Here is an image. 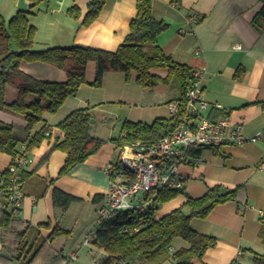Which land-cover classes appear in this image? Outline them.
Returning a JSON list of instances; mask_svg holds the SVG:
<instances>
[{
  "label": "crops",
  "instance_id": "crops-1",
  "mask_svg": "<svg viewBox=\"0 0 264 264\" xmlns=\"http://www.w3.org/2000/svg\"><path fill=\"white\" fill-rule=\"evenodd\" d=\"M89 1L49 0L33 9L29 20L37 28L35 48L82 44L116 50L128 34L130 22L137 13V0H106L97 19L86 26L83 21ZM262 3L263 0L153 2L154 16L170 23L169 29L159 35L162 49L193 68L207 66L209 73L204 80V95L209 102H220L225 107L221 110L212 108L207 113L218 114L217 117L228 115L233 122H241L247 137L258 132L264 134V111L255 104L257 100H264V34L252 23ZM74 6L81 10L78 17L69 13ZM18 10V0H0V11L6 18ZM182 27L186 29L184 33L179 31ZM197 50L199 54H196ZM21 68L39 79L56 82L67 80L66 70L43 61H23ZM152 72L162 77L168 74L167 69H154ZM239 72L240 77L237 76ZM86 77L87 83L80 87L75 96L67 98L56 113H46L44 120L37 123L30 132L25 119L0 109V120L15 125L16 134L21 139L37 133L46 125L51 127L50 136L29 151L33 162L25 168V197L18 216L24 229L51 222L52 227L59 225L69 230L71 236L68 238L58 237L53 242L48 239V244L63 249L68 246L74 232L79 231L84 236L81 240V244H84L87 236L96 230L97 209L103 199L95 202L93 197L96 194L105 197L109 191L112 178L108 170L112 168L114 171V163L120 154L113 140L117 137L98 132L96 127H107L108 118L114 113L123 114L120 117L125 118V121L144 123L158 118H171L173 114L170 103L181 98V91L174 82L153 88L139 85L135 70L131 72L130 78L122 71H107L102 85L96 87L93 85L96 77L95 61H89ZM18 95L19 89L13 84H7L6 101L13 102ZM37 97L31 94L28 98L36 100ZM83 107H89L95 119L92 135L103 139L104 143L84 163L60 175L67 154L60 149L52 150L56 138L64 136L57 125L72 111ZM215 150V158L209 163L199 166L191 162L182 164L179 176L186 192L192 197L203 195L209 187L217 184L228 188L245 184L238 201L220 204L208 217L191 221L193 229L218 239L217 245L207 250L201 262L231 264L243 253L245 243L250 244V248L258 246L264 249L258 235L260 217L264 213V143H258V140L243 144L227 143ZM203 151L197 155L199 160L204 156ZM13 160L12 155L0 151V178ZM56 188L83 199L63 209L53 202ZM1 198L0 190V202ZM185 200V196H179L163 204L165 211L161 213L164 215L172 211ZM42 232L48 236L52 228L42 229ZM186 246L187 241L177 238L173 250ZM100 252L104 253L102 250ZM94 261H98L95 256L88 264ZM0 264L18 262L0 260Z\"/></svg>",
  "mask_w": 264,
  "mask_h": 264
},
{
  "label": "trees",
  "instance_id": "trees-1",
  "mask_svg": "<svg viewBox=\"0 0 264 264\" xmlns=\"http://www.w3.org/2000/svg\"><path fill=\"white\" fill-rule=\"evenodd\" d=\"M29 10L19 9L8 20L0 11V109L22 117L28 122L29 132L34 126L44 120L46 113H56L67 98L75 96L80 87L87 83L86 71L89 61L96 63V77L93 85L100 87L107 71L125 72L127 78L133 70L138 73L137 83L146 88L159 84L175 83L185 101L186 87L193 76L195 68L177 60L173 55L165 53L159 43V35L167 30L169 23L158 19L153 14L154 0H137V13L130 22L129 32L116 50H107L92 46L75 44L72 46H53L45 49L35 48L37 28L30 23L29 15L33 14L39 4L49 0H30ZM106 0H90L83 24L90 25L101 13ZM79 7H72L69 13L75 17L80 15ZM253 26L264 34V0L260 10L252 20ZM23 61H43L67 71L64 82L48 81L36 78L21 68ZM154 69H167L168 74L162 77L152 72ZM240 77V72L237 74ZM13 84L19 89L18 98L13 102L6 101V86ZM31 94L37 95L36 100H30ZM255 104L264 111V100ZM218 114H212L216 118ZM182 113L171 118H158L153 123L134 122L126 120L120 135L113 140L120 152L124 145L140 141L151 145L161 138L171 135L181 121ZM93 115L89 107L78 108L58 123L64 136L56 138L52 150L60 149L67 154L60 175L71 172L79 164L84 163L91 155L98 152L104 140L91 133ZM51 127L37 133L29 134L21 139L16 134L13 124L0 120V151L16 157L22 153L26 144L30 151L39 146L49 137L46 134ZM204 148L193 147L190 154L199 155ZM217 148V147H213ZM120 154L114 163L111 175L115 179L125 172ZM9 170H5L0 178V241L3 252L0 260L15 261L18 264H71L64 255V249L54 244H48V239L70 237L71 232L59 225L51 226V222L38 226L23 228V222L10 200ZM26 169L21 172L24 181ZM130 179L134 177L129 176ZM245 184L228 188L222 184L209 187L198 197L188 195L186 189L163 187L156 191L151 204L143 208L117 211L101 224L93 233L92 245L102 250L104 256L98 260L100 264H164L171 258L172 264H196V259L202 258L208 249L217 245V237L203 234L191 226L194 218H206L218 205L238 201L244 191ZM184 195L185 202L169 213L156 217L161 205ZM146 195V198H149ZM83 198L56 188L53 192V202L56 206L67 209L73 202ZM104 199V195L96 194L93 201ZM259 238L264 245V213L260 217ZM52 232L45 236L42 229ZM177 238L187 241L188 246L173 250ZM256 264H264V252L255 253ZM231 264H244L239 259Z\"/></svg>",
  "mask_w": 264,
  "mask_h": 264
},
{
  "label": "built area",
  "instance_id": "built-area-1",
  "mask_svg": "<svg viewBox=\"0 0 264 264\" xmlns=\"http://www.w3.org/2000/svg\"><path fill=\"white\" fill-rule=\"evenodd\" d=\"M184 32L183 29L180 30V33ZM199 53L197 50L196 54ZM208 73L207 66H197L186 87L185 101L179 99L170 103L173 116L182 113L181 121L173 134L151 145L137 141L123 146L120 157L126 170L112 179L110 189L97 209V224L117 211L147 207L158 189L183 188V180L179 176L180 167L188 162H197L198 157L189 153L193 147L213 148L227 143L255 142L258 139V135L245 136L243 124L233 122L228 115L214 118L207 113L212 108L225 109L220 102L211 103L204 95V80ZM46 134L50 135L51 132L48 130ZM22 150L8 167V190L15 214L20 212L25 197L21 172L33 162L26 144L22 146ZM108 171L110 175L113 174L112 168ZM130 175L134 178L130 179ZM149 194V198H146ZM92 238L93 234H90L84 244L91 245ZM67 259L72 262L76 256L73 254L67 256Z\"/></svg>",
  "mask_w": 264,
  "mask_h": 264
},
{
  "label": "rangeland",
  "instance_id": "rangeland-1",
  "mask_svg": "<svg viewBox=\"0 0 264 264\" xmlns=\"http://www.w3.org/2000/svg\"><path fill=\"white\" fill-rule=\"evenodd\" d=\"M6 19L8 20L9 18H6ZM169 27H170V23H169ZM169 27L167 29H169ZM181 29H183L184 31L186 30L184 27H182L179 29V31ZM120 115L122 116L123 114H120ZM120 115L119 114L117 115L116 113H114L113 116H110L108 118L107 127H99V126L96 127V128H98V132H102L103 134H106V135L112 134L111 136L118 137L120 135V130L122 128V125L125 122V118H123V117L121 118ZM153 122H150V123H153ZM112 129H114V130H112ZM257 135H258V139H257L258 143H262V142L264 143V134L262 132H258L254 135H251V136H257ZM248 137H250V136H248ZM203 150H204L203 151L204 156L201 158V160H199V158H198L197 162H196V164H198V166L202 163L203 164L209 163L210 161H213V159L215 158L214 157L215 156L214 152L216 151L215 148L208 147V148H204ZM181 196H184V195H181ZM162 209H164V210H162ZM163 211H165V207H163V205H161L160 208L158 209V211L156 212V217L163 216V214L161 213ZM83 237L84 236L79 231L74 232V234L72 235V237L70 238V240L67 244L68 246H66V248L64 249V255L66 256V258H67V256H70L73 254H75V256H76V259L74 261H72V262L70 261L71 264H88L93 256H95L96 259H98V260H101L102 257L104 256V254L102 252H100V250H98L92 244L91 245L81 244L82 243L81 240L83 239ZM261 244L259 243V245H261ZM250 247H251L250 244L245 243L243 245V249H242L243 253L238 256L240 261L244 264H256V262L254 260V256L256 255L255 253L264 252V249L261 250L258 246H255L253 248H250ZM201 260H202V258H200V259L198 258L194 262L196 264H203L201 262ZM174 262H175L174 259L171 258L169 261H167L164 264H172ZM205 263L206 262H204V264Z\"/></svg>",
  "mask_w": 264,
  "mask_h": 264
},
{
  "label": "water",
  "instance_id": "water-1",
  "mask_svg": "<svg viewBox=\"0 0 264 264\" xmlns=\"http://www.w3.org/2000/svg\"><path fill=\"white\" fill-rule=\"evenodd\" d=\"M18 7L22 10H29L31 7V3H29L27 0H18ZM91 122H95V119H92ZM91 264H100L98 261H94Z\"/></svg>",
  "mask_w": 264,
  "mask_h": 264
}]
</instances>
